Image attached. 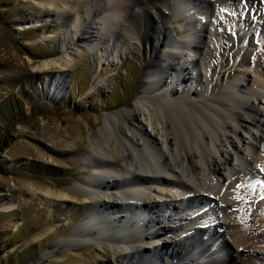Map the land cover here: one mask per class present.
Instances as JSON below:
<instances>
[{
	"label": "rangeland",
	"instance_id": "374dc122",
	"mask_svg": "<svg viewBox=\"0 0 264 264\" xmlns=\"http://www.w3.org/2000/svg\"><path fill=\"white\" fill-rule=\"evenodd\" d=\"M64 1L0 0V264H117L114 255L117 246L109 239L110 233L124 241L126 235H122V231H130L129 227L137 230L138 223L135 220L130 223L125 220V228L119 222V215L127 213H122L120 209L99 208L94 213L82 200L62 203L40 193L38 189L58 192L60 189L77 186L94 194L91 203L103 205L104 201H114L113 192L106 184L110 178H98L95 161L90 158L94 155L92 147L100 144L106 148L108 137H131L137 122L134 117L124 114L118 119L117 126L105 130V117L135 107L137 119L142 121L141 133L150 135L153 141H150L149 146L152 148L153 144L158 143V149L166 153L157 135L160 122L155 131L145 122L149 114L144 98H154L158 91L169 92L172 89L178 92L177 96L182 102L187 101L180 87H176V77L172 78L168 74L162 76L167 80L164 85L159 86L157 78H154L152 86L155 89L146 91L144 83L146 68L150 65V51L148 47L145 48V42L150 40H143L145 26L140 27L142 35L136 38L124 34L118 28L122 39L128 42L123 43L113 33L105 35L99 25L101 19H105L102 7H108V0H93L95 14L92 12L84 16L82 21L63 4ZM207 3L206 6L213 5V2ZM197 5L199 3L194 5L196 9L199 8ZM200 6L202 8L197 9L194 16V32L204 39L205 34L197 22L206 19L204 13L208 18L211 17V12L205 11L204 5ZM65 8L67 14L63 12ZM143 9L134 6L137 13L135 19L128 20L124 15L121 17L136 26L139 19L143 25L144 22L149 27L157 25L158 20L152 11ZM216 17L217 39L211 49L217 52L214 58L208 60L210 70L204 72L201 69L203 77L200 83L178 82L190 100L198 99L204 91L209 92L206 88L210 89L211 84L219 87L221 84L252 79V73L259 65L255 63L256 54L262 59L263 63L260 64H264V38L261 39L264 31H260L264 14L247 16L250 30L245 28L242 18L236 16L231 8L222 10ZM75 18L85 29L92 28L91 35L77 33L74 37L81 40V45L86 48L84 50L64 41L73 35V32H69L74 29L70 24ZM181 25L177 15L167 21L166 34L170 36L169 40L183 41ZM169 40L156 49L161 61L173 42ZM223 45L229 47V50H223ZM78 49L81 51L78 52ZM73 52L77 56L71 58ZM201 52L195 54L190 49L184 57L175 52L180 67L176 74L184 67L183 76L196 78L189 62H207ZM43 61L52 62V67L45 71H35L33 66ZM243 63H248V68H244ZM196 71H199L198 68ZM63 75L64 87L53 95L47 83L49 80L58 81ZM254 105L258 106L257 103ZM245 137L248 138V135ZM232 139L238 149L244 150L237 138L233 136ZM224 145L223 150L234 159L231 147L226 143ZM101 157L94 156L96 162L99 159L108 160ZM244 176L251 178L253 175L245 173ZM91 179L98 186L90 187L88 181ZM119 179L117 187L130 184L123 178ZM147 188L151 189V186L147 185ZM255 194L251 196L250 202H257L260 208L264 204V193L262 196ZM205 202L197 205L200 212H188L182 216L188 218L190 226L204 225L212 220L214 204ZM261 209L264 210V207ZM174 211L161 209L159 215H162L165 223L172 221L184 226L185 221L179 218H166L165 214ZM88 213H93V218L96 217L98 221L90 222L89 218L84 220L83 217ZM194 218L198 220L193 221ZM79 223L88 232L78 237L73 231ZM247 223L249 229H256L251 221ZM261 230L264 231V226ZM141 245L147 246L146 243ZM221 249L212 247L218 259L226 264L220 253L230 252L223 250L217 253ZM123 263L131 264V261L127 258ZM259 264H264V259Z\"/></svg>",
	"mask_w": 264,
	"mask_h": 264
},
{
	"label": "bare ground",
	"instance_id": "6f19581e",
	"mask_svg": "<svg viewBox=\"0 0 264 264\" xmlns=\"http://www.w3.org/2000/svg\"><path fill=\"white\" fill-rule=\"evenodd\" d=\"M206 1L213 2V7L206 6ZM195 3H199L197 9H201L202 4L207 8H204L205 11L211 12V17L208 18L203 10L206 19L197 22L201 32L205 34L204 39L194 32V16L197 10ZM63 4L81 21L96 8L92 7L93 0H65ZM134 6L151 10L158 20L157 25L149 27L145 22L143 25L140 19L138 26L130 23L128 20L137 16ZM102 8L106 15L99 24L102 32L105 35L113 33L123 43L128 42L122 39L118 28H121L124 34L136 38L142 35L140 27L145 26L143 40H150L145 42V48L148 47L150 51V65L146 68V81L143 82L146 91L155 89L154 85L152 86L154 78H157L159 86L164 85L167 80L162 76L168 74L172 78L176 77V87H180L187 101L182 102L177 96L178 92L172 89L169 92H155L154 98H144L149 114L145 122L153 131L160 122L161 127L157 135L161 138L166 153L158 149V143L153 144L152 148L149 146L152 140L150 135L141 133L142 121H138L135 107L131 106L105 117V130L117 126L118 119L124 114L134 117L137 122L136 128L131 131L134 136L123 135L122 139L108 137L106 148L100 144L92 147L94 155L90 158L95 161L98 178H110L106 184L113 192L114 201H104L103 205L98 202L91 203L90 199L94 194L77 186L60 189L58 192L38 189L39 192L62 203L82 200L94 213H97L99 208L120 209L122 213H127L119 215V222L123 227L127 222L135 220L138 223L137 230L129 227L130 231H122L124 233L121 234L126 235L124 241L122 237L120 239L110 233L109 239L117 246L116 250L114 249L117 264H124L127 258L131 264H144L146 261L147 264H224L213 252V246H217L218 250L222 247L217 253L223 250L230 252L220 253L226 264H259V261L264 259V231L261 230L264 226V210L261 209L264 204L259 208L257 202H250V198L255 193H258V196L264 193V64H260L263 63L262 59L255 55V63L259 65L252 73V79L221 84L219 87L211 84L210 89L206 88L209 92L204 91L196 100H190L178 82L200 83L203 77L201 69L204 72L210 70L208 60L214 58L217 52L211 49L217 39V14L220 15L222 10L231 8L236 16L242 18L240 20L246 25L245 28L250 30L247 16L264 14V0H108V7L103 5ZM63 12L67 14L66 8ZM122 15L128 20H123ZM176 15L182 24V42L169 40L170 36L166 34L167 21L176 18ZM78 18L70 24L74 29L69 34L73 32L74 36L70 35L64 41L78 45L77 47L84 50L86 48L81 45V40L74 37L77 33L91 35L93 32L91 27L85 29L79 24ZM125 22L130 25L124 24ZM261 26L260 31H264V22ZM263 38L264 34L261 36V39ZM167 39L173 42L161 61L156 49L165 45ZM190 49L195 54L202 51V58L207 60L204 64H197L194 60L188 61L196 78L183 76L184 67L176 74L180 67L176 62L178 59L175 52L184 57ZM222 49L229 50V47L223 45ZM76 56V52H73L71 58ZM163 62L165 64H161ZM248 66V63H243L244 68ZM51 67L52 62L43 61L36 63L33 69L45 71ZM197 68L199 71H196ZM248 76L250 77V74ZM63 82L64 75L58 81H48L47 85L52 89L53 95L64 87ZM245 135H248V138ZM231 136L237 138L244 150L238 149ZM225 143L231 147L234 159L229 152L223 150ZM100 155L108 160L99 159L100 161L96 162L94 156ZM245 173L253 176L246 178ZM119 177L130 184L117 187ZM88 182L92 188L98 186L93 179ZM147 185H150L151 189H148ZM205 201L214 204L212 220L208 221V224L190 226L186 217H181V221H185L184 226L176 225L172 221L165 223L162 215H159L161 209L174 211L184 208L187 212L194 213L195 206L202 205ZM170 213L165 214L166 218L177 220L170 217ZM88 218L90 222L96 220L93 213L83 217L84 220ZM197 220L198 218L193 219ZM249 221L256 229L248 228ZM79 225L80 223L76 224V230L73 231L78 237L88 232L87 228ZM107 226L109 227L108 223ZM155 241H158L157 244H154ZM141 243H146L147 246L143 247Z\"/></svg>",
	"mask_w": 264,
	"mask_h": 264
}]
</instances>
